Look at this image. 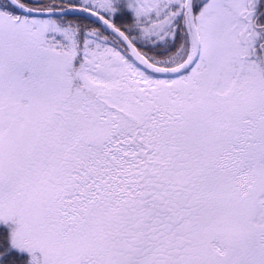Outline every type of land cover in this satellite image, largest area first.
<instances>
[{"label":"snow or ice","instance_id":"6c2138e0","mask_svg":"<svg viewBox=\"0 0 264 264\" xmlns=\"http://www.w3.org/2000/svg\"><path fill=\"white\" fill-rule=\"evenodd\" d=\"M0 264H264V0H0Z\"/></svg>","mask_w":264,"mask_h":264}]
</instances>
